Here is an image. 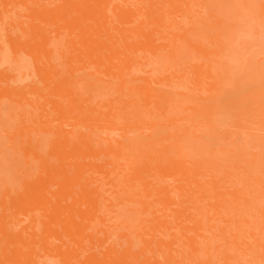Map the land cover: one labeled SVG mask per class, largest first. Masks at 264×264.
I'll use <instances>...</instances> for the list:
<instances>
[{"label": "bare ground", "instance_id": "1", "mask_svg": "<svg viewBox=\"0 0 264 264\" xmlns=\"http://www.w3.org/2000/svg\"><path fill=\"white\" fill-rule=\"evenodd\" d=\"M234 1L0 0V45L19 68H0V137L13 131L23 155L19 185L0 175V264H44L37 249L61 264H264V28L252 42L240 29L257 30L250 5L264 25V0ZM187 11L200 13L196 43L173 30ZM190 47L194 87L133 72ZM94 172L103 184L88 186ZM19 214L33 233L15 229ZM61 232L78 251L48 241Z\"/></svg>", "mask_w": 264, "mask_h": 264}, {"label": "rangeland", "instance_id": "2", "mask_svg": "<svg viewBox=\"0 0 264 264\" xmlns=\"http://www.w3.org/2000/svg\"><path fill=\"white\" fill-rule=\"evenodd\" d=\"M118 1L121 2V0H118ZM130 1L135 2V0H130ZM159 1L163 2L166 0H159ZM218 1L222 2L221 3L222 5H224L223 2H225V1H227V3H229V2L234 3L235 2L234 0H218ZM259 16H260V14H259V11L257 10V7L250 5L248 8H246L244 17L249 23L253 24V23L257 22V24H258L257 30L251 31L249 28L248 29L246 28L245 24H244V26L241 25V27L240 26L236 27L235 30L237 31V29L240 27V29H242L243 31H246L245 35H246V38L248 39V40L246 39L247 41H251V42L257 41L256 31L260 32L264 28L262 20L259 18ZM199 18H200L199 12H196V11L184 12V13L180 14V17L178 18V23H176V25H175L176 27H174L173 30L174 31L178 30L180 33H183V32L186 33L187 38H190L193 43L194 42L196 43L199 41L200 32H201L200 26H199L200 25L199 24V21H200ZM5 44H6L5 42H4V45L1 44L3 46V48H2L3 51H5V49H7V53H6V56L2 55L3 57H2V60L0 61V68H5L4 70H9L10 72H11V70H13V72L16 73V72H18L19 68L8 57L7 54H8V51L10 50V48L8 46H6ZM208 44L210 45V43H208ZM4 46H6V47H4ZM230 48H231L230 50L226 51L227 53L224 56L223 60L226 59L227 61H229L228 63L230 65H235L234 54L231 52V50H234V45H230ZM250 48L251 49L249 50V52L256 50L252 46ZM259 49H261V48H259ZM186 52H187L186 55H184V53H182V52H179V57L177 58L176 61H174V60L167 61L168 59L163 60L161 58H156L153 56H149L148 60H144V59H141V57H140L142 63L138 64L136 66H133V72L137 76L148 77V78H153L156 75H160L161 77H166L170 74L181 73V74H184L186 76L184 78V82L186 84L189 83L190 86L194 87V85L192 84L193 62L190 61V56L193 55L192 48L190 47ZM4 54H5V52H4ZM165 54L168 55L167 52H163V55H165ZM140 55H143V54L141 53ZM72 59L73 58L70 57L69 54H66L65 57L59 61V63H60L59 68H65L68 65L70 66L71 63L69 61H71ZM5 61H7V62H5ZM26 79H29V80H27V82H29L31 80V77H25L23 80L18 81V84L22 85V83H23V86H24V83H26ZM27 88H30V87L27 86ZM30 97L32 98V96H30ZM13 98H17V96L14 95ZM87 98H88V96H87ZM117 98H118L117 92H115V94H113V96H112L113 100H111V102L117 103L118 102ZM61 104L64 107L62 111H67L69 109V104L67 103L66 100H61ZM53 111L60 112V113L62 112V111H57V110H53ZM0 112H2V113H0V120H1V115H5V110L2 111V109H0ZM51 113H54V112H51ZM71 118H72V116H69V118L65 119L66 120L65 123L69 124V121L72 120ZM33 120H36L38 122V121L42 120V118H40V117L38 118L37 116H34ZM58 124H59V122L55 121V122L49 123L47 125H50L52 127L51 129H54L53 127L58 125ZM40 126H42V125H38L37 127H40ZM0 127H5V126L2 125L0 122ZM67 128H71V127L67 126ZM82 128H83V130H89V127H87V126H84ZM52 131L53 130H51V132ZM51 132L49 134H45V139L47 141H50L53 138V135H51ZM3 133H4V135L0 137V144L5 139L4 145H0V150H1V152H0V175H1V177L4 178V180L2 181V184L3 185L7 184V185H12V186H17V185H19V182L17 183V178L19 177V174L18 175L14 174V171L17 168H20L19 162H21V159L23 160V155L21 153H19L18 156L13 155L14 150L12 148V144L14 143V139L11 137V136H13L12 135L13 131H12V133L11 132H3ZM16 142L19 143L20 140H18ZM19 144L22 145V143H19ZM44 158H48L49 162L51 161V158L49 157V155L44 156ZM88 170H90V169H88ZM50 173H58V172L52 171ZM93 175L95 176V179L90 180V182L88 183V186H96L98 184H103V183H100V179L102 180V174L94 172ZM66 176L67 175H61L60 176L58 174V177H56L55 180L56 181L66 180ZM100 187L101 188L98 191L99 195H107L109 193V191H107V187H103V185H101ZM116 189L118 190L119 187H116ZM111 194L114 195L112 192H111ZM108 195H110V193ZM55 204L56 203L52 202V201L47 204V213H50L52 211ZM86 207H87L86 204H82L83 210H86ZM103 207H104V204H103ZM40 208L35 210V212H34L35 216H37L40 220H46L47 222H50L51 225H54L55 218H50V217L46 218L43 215V213H44L43 209H40ZM104 209H106V207H104ZM12 211L13 210L7 208L6 209L7 216H10ZM123 211H126V209ZM105 212H108V210H106ZM111 213L109 215L108 221L111 220ZM21 216L22 215H20V217ZM22 218H23V220L21 222L18 221V218L16 215H13V218H11V220L14 221V223H15L14 224L15 229L17 231H21L23 228L25 229L29 225L30 228H28L27 232L33 233L34 227H33V223H32V219H31L30 214L27 217L22 216ZM62 220H64V219H62ZM114 220H120V218L116 215L113 217V221ZM6 221H8V220L6 219ZM133 224H136V222L133 221ZM62 225L63 226L65 225L64 221L62 222ZM60 226H61V223L59 222L58 223L59 229H60ZM40 235H41V233H38V237H40ZM48 241H50L52 244H60L63 242H67L69 245L72 246V249L70 248V250L72 252L79 250L78 245L75 243L73 244V242H71V240L63 232L60 233L59 238L58 237H50ZM87 244H89V243L87 242ZM91 245L89 244L88 246H89V251L92 252V251H94L93 248H96L97 245H95V244H91ZM37 251L39 252V259L44 264H58L59 263V262H57V259L55 257L48 255V253H45V250L37 249ZM119 256H122V255H119ZM123 257L124 256H122V258ZM59 264H61V263H59Z\"/></svg>", "mask_w": 264, "mask_h": 264}]
</instances>
